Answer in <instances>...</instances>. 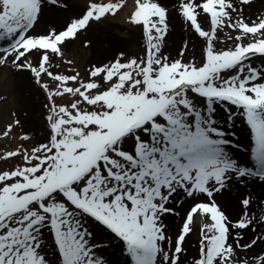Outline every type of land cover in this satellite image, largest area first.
I'll use <instances>...</instances> for the list:
<instances>
[{"label": "snow or ice", "instance_id": "6c2138e0", "mask_svg": "<svg viewBox=\"0 0 264 264\" xmlns=\"http://www.w3.org/2000/svg\"><path fill=\"white\" fill-rule=\"evenodd\" d=\"M253 2L134 0L127 23L140 29L144 55L120 51L82 76L66 45L125 0H88L62 29L36 34L46 9L67 10V0H0V66L29 72L47 99L46 141L23 133L0 152V161H18L0 169V264H186L196 217L187 264H264V248L247 255L264 235L242 243L264 223L253 215L264 197L243 195L235 221L217 201L234 182L264 184V65L254 63L264 60V13L249 22ZM172 12L203 42L201 60L184 59L187 41L179 58L163 53ZM54 59L66 71H54ZM238 121L250 132L249 163L233 152ZM17 127L19 119L3 136ZM185 200L173 239L164 217L179 216L173 205Z\"/></svg>", "mask_w": 264, "mask_h": 264}, {"label": "rangeland", "instance_id": "374dc122", "mask_svg": "<svg viewBox=\"0 0 264 264\" xmlns=\"http://www.w3.org/2000/svg\"><path fill=\"white\" fill-rule=\"evenodd\" d=\"M88 0H67V3L73 5L69 10L64 11V15L62 19L56 20L51 26H55L57 29H62L63 26L69 22V20L73 17L79 16L82 14L85 4ZM107 2V0H104ZM116 2V0H113ZM164 3L169 7L175 0H164ZM126 6L116 15L114 18L109 17L107 20L102 23H93L87 31H82L79 34V38L73 42H70L65 47V58L73 60L72 67L76 68L81 72L82 76H86L87 69L93 64H99L101 62H107L113 59L120 51H124L126 56H137L141 57L144 55V40L141 35L140 29L132 28L127 23V16L134 8V0H125ZM73 9V10H71ZM70 11V12H69ZM264 13V0H254L251 8H245L244 15L249 18V22L252 19H255L256 16ZM53 17H58L54 15ZM182 20V18L178 17L175 12L171 13L169 20V34L166 38L165 46L162 51L164 54L169 55L172 59L179 58V50L183 46L184 42H188V50L187 54L184 57L186 61L195 58L197 61L201 60L202 55V44L203 42L198 39L190 30L186 22L183 20V24L178 20ZM44 21L40 19V22L36 25L35 33H44L42 28H44ZM207 27V24L204 25ZM99 30V31H98ZM236 33H232L234 36ZM221 39H224V34L221 33ZM90 41L89 47H84V41ZM230 46V42L228 44L218 43L217 47H227ZM54 63H60L61 67L59 69H53L54 71H66L68 68L67 65H64L61 61L54 59ZM257 67H261L264 65V60L257 59L254 61ZM13 72H16L11 65H8ZM4 67V66H0ZM1 74V72H0ZM1 76V75H0ZM25 81L22 86L17 91L14 92L13 96L15 98V102H13V96L11 97L10 93L5 92L2 89V80H0V128L6 123L10 121V118L5 117V111L10 109V107L20 109L22 112V116L18 119L21 121L23 125L22 128L17 127L15 132L10 133L9 137H4L3 132H0V152L6 150L14 149L21 141L18 139V136L27 133L30 137H32L31 143L35 144L37 142H45L47 137V129L46 122L44 116L46 115V109L44 108V104L47 103L46 96L44 92L34 83L32 76L29 72L24 71ZM47 80V78H45ZM13 82L11 83V86ZM11 99V100H10ZM13 102V103H12ZM59 102V100H58ZM22 106L20 107V105ZM237 125L239 126L234 131L236 133L232 139L239 144L242 142H246L251 147L250 140V132L247 126L238 121ZM25 146H28V143L25 142ZM235 150L238 148H234ZM246 162V159H243ZM250 161V159H249ZM18 161L12 160L9 162L0 161V169H9L13 165H15ZM249 163V162H248ZM240 184V183H233ZM244 184L248 185L250 189L253 187V182L249 184L246 180ZM230 190L226 191L223 195L217 196L218 203L224 208L226 213L229 215L230 219L235 221L240 215L243 214L242 206L239 203L240 198L248 193L254 192L253 190L247 192V188L244 189L242 183V190L238 191L234 186L231 187ZM259 191L256 189V192ZM253 194V193H252ZM262 194H258L260 196ZM254 198H258L255 197ZM190 201H186L182 209H188ZM261 214H264V210H262L259 206L253 205V215L259 217ZM181 215L177 218V224H182ZM197 222L201 223L200 217H196ZM252 229H249L244 235V240L242 243L249 242L256 235H264V223L254 224ZM178 232L175 230L173 233V239L175 238ZM261 248H264V243L260 244L258 247L254 248L252 252L247 253L249 257L254 252H259ZM243 253L241 256L243 257Z\"/></svg>", "mask_w": 264, "mask_h": 264}, {"label": "bare ground", "instance_id": "6f19581e", "mask_svg": "<svg viewBox=\"0 0 264 264\" xmlns=\"http://www.w3.org/2000/svg\"><path fill=\"white\" fill-rule=\"evenodd\" d=\"M72 7H73V5L70 4L67 10H69V8H72ZM71 10H73V9H71ZM64 11L65 10L48 11L46 9L45 14L41 17L42 21H44V23H45L44 28H42L43 29L42 31L46 32L48 30V28L56 20L62 19L63 15H64ZM54 15H57L58 17H53ZM178 21L183 24V21L181 19ZM0 72H1L0 80H2V86L1 87H2V89L5 90V92L7 91V93L8 92L10 93V95L12 94L11 95V97H12L14 92L17 91V88L18 87L20 88L25 81L24 71L23 72H20V71L13 72L9 66H6V67H1ZM12 82H13V85L11 86ZM12 98H13L12 101L15 102L14 96ZM21 106H22V104L20 105V107ZM20 109H18V107H16V108L10 107V109L8 110V113H7V110L5 111V117L6 116H7V118L9 117L10 121L6 122L0 128V132H3L4 130H6V128L9 124H12L15 119H18L19 117L22 116L21 110L23 108L21 110ZM238 127L239 126L236 124L235 128L237 129ZM233 152L239 159H241V160L246 159V163L250 162L249 161V159H250V145L248 143H246L245 141L239 144L238 149H236V150L233 149ZM247 181L249 182V184L251 182L254 183L253 184L254 188H252V189H250L248 187V185L242 183L244 189H246L248 187L247 192L253 190L254 192H252V193L255 195V197H258V198L264 197V184L257 182L254 178H251V177L247 178ZM234 185L233 186L236 189H238V191L242 190L241 183L238 184V186H237V184H234ZM233 186H231V187H233ZM258 188H259V191L256 192V189L258 190ZM258 194H262V195L257 196ZM186 201L187 200H185V202L183 204L173 205L176 208V211L179 212V216L181 215V217H182L181 222H183V218L186 215V209H182L184 207L183 205L186 204ZM179 216L168 215V216L164 217V223L167 225V228H168V235L171 237H173L174 231L176 230L178 232L179 228L182 226V224H180V225L177 224V218ZM199 226H200V223L197 222V220H196V223H195L194 228H193V232L186 239V243H185L184 247L187 249V261H190L192 259V257H194L196 255V252L198 249V242H199ZM187 261H186V264H187Z\"/></svg>", "mask_w": 264, "mask_h": 264}]
</instances>
